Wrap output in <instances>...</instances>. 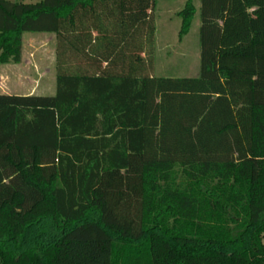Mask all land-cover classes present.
<instances>
[{
    "label": "trees",
    "instance_id": "obj_1",
    "mask_svg": "<svg viewBox=\"0 0 264 264\" xmlns=\"http://www.w3.org/2000/svg\"><path fill=\"white\" fill-rule=\"evenodd\" d=\"M154 8L0 0V63L56 36L55 94L0 93V264H264V0H200L197 77L152 75Z\"/></svg>",
    "mask_w": 264,
    "mask_h": 264
},
{
    "label": "rangeland",
    "instance_id": "obj_2",
    "mask_svg": "<svg viewBox=\"0 0 264 264\" xmlns=\"http://www.w3.org/2000/svg\"><path fill=\"white\" fill-rule=\"evenodd\" d=\"M33 3L40 0H13ZM187 0H155L153 11L155 22L154 65L152 75L157 77H197L200 74L199 30L200 0H193L197 13L187 34L180 36L182 19L178 13ZM34 38H26L22 44L20 64L0 63V93L24 92V87L34 86L38 94L53 95L56 88V36L53 33L34 32ZM51 36V37H50ZM23 79L15 80L18 76ZM13 77L12 81L9 77ZM127 174L107 172L100 187L106 204L115 206L118 193L124 191ZM170 183L172 187L184 188L186 179L182 168L175 166ZM128 198H122L113 211L121 216L128 213ZM264 243V239H263Z\"/></svg>",
    "mask_w": 264,
    "mask_h": 264
},
{
    "label": "crops",
    "instance_id": "obj_3",
    "mask_svg": "<svg viewBox=\"0 0 264 264\" xmlns=\"http://www.w3.org/2000/svg\"><path fill=\"white\" fill-rule=\"evenodd\" d=\"M195 7H196V13H197V6L195 5ZM33 33L34 32H26V33H24L23 34V43L26 40V38H34L35 36H37V35H35ZM20 62L16 63V64H20ZM13 77L11 76V77H9V79H11L13 81L14 78H15V77L14 78ZM22 79L23 78L20 75L17 78H15V80H19V82L22 81ZM23 89L25 90L24 92L21 90V92H4V94H16V95H33V94H35V95H43V94H38V92L36 93V91H34V89H35L34 86H31V87H28V88L24 87Z\"/></svg>",
    "mask_w": 264,
    "mask_h": 264
}]
</instances>
